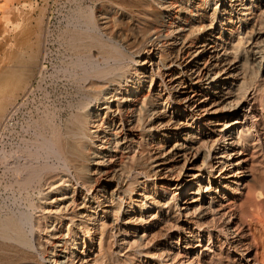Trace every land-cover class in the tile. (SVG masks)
Instances as JSON below:
<instances>
[{"label":"bare ground","instance_id":"bare-ground-1","mask_svg":"<svg viewBox=\"0 0 264 264\" xmlns=\"http://www.w3.org/2000/svg\"><path fill=\"white\" fill-rule=\"evenodd\" d=\"M70 3L0 89V264H264V0Z\"/></svg>","mask_w":264,"mask_h":264},{"label":"rangeland","instance_id":"rangeland-1","mask_svg":"<svg viewBox=\"0 0 264 264\" xmlns=\"http://www.w3.org/2000/svg\"><path fill=\"white\" fill-rule=\"evenodd\" d=\"M71 1L73 0H0V89L5 87L7 93H10L13 88L9 89V84H23L28 76L38 74L42 64L45 71L49 72L59 62L61 56L58 32L65 23ZM5 2L11 20L6 33L3 32L2 16L5 11L2 4ZM38 81L39 76H36L34 86ZM44 86L52 94L65 90L62 80L53 82L47 79ZM40 90L42 89L35 90L37 100L43 95V90Z\"/></svg>","mask_w":264,"mask_h":264}]
</instances>
